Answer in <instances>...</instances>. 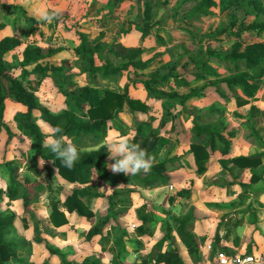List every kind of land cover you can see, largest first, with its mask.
Masks as SVG:
<instances>
[{
	"label": "rangeland",
	"instance_id": "obj_1",
	"mask_svg": "<svg viewBox=\"0 0 264 264\" xmlns=\"http://www.w3.org/2000/svg\"><path fill=\"white\" fill-rule=\"evenodd\" d=\"M213 1L218 6L207 7ZM1 3L8 4L12 8H20L15 13H9L6 10L0 11V23L7 25L6 30L0 33V40L6 37H17L22 41L21 47L7 55L5 60L6 64L14 68L17 76L21 75L19 66L24 50L29 45H35L43 48L45 52H48L50 48L55 50L56 54L52 59L53 64L66 65L69 69V76L72 77V82L78 88L95 84L99 90L112 89L116 92L115 90L124 87L128 83L125 75L118 81L111 83L113 86L110 82L103 84L97 79L89 77L83 61L74 52V47L79 42L76 35L77 31L88 35L96 49L111 45L118 40H124L126 45L131 46L139 45L140 42L141 49L144 48L143 50H145L143 60H151L152 66H156V63L161 64L158 68L159 74L166 75L174 68L176 70L174 74L187 76L190 79L196 76L193 71L194 63L203 58L204 51L207 48H212L214 57L208 59L209 66L216 70L219 77L208 76L200 82L199 86H209L205 90L203 98L191 99L188 102V108L185 110L178 108L172 115L171 122L165 124L162 128L163 145L161 151L154 158L156 162H162L166 158L174 161L169 166L170 170L174 169L176 171L184 168L188 173H194L197 177L206 175L212 156L206 164L205 171L199 173L194 157L190 153L192 144L201 143L202 141L194 131L195 123L199 126L213 125L219 128L222 126L225 133L236 132L237 136L240 133L233 127L231 119L239 122L242 117L233 114L226 105L231 101H235V104L238 105L235 98L241 93L240 91L232 93L223 83L225 78L235 74V64L221 60L219 57L231 53L233 45L238 41L244 44L264 42V32L257 35V30L253 27L256 22L264 23V0H239L237 4L225 12L220 10L222 8L220 0H30L29 3H25V0H0ZM42 8H46L49 12L58 11L59 15L56 18L59 19L55 18L51 23L38 21L37 14ZM138 29H143L148 35L144 37ZM223 29H228L232 32V35H220L217 41H212L209 44L208 34L214 33L217 35ZM99 56L97 58L99 64L108 58L106 53H100ZM241 70H245L243 63H241ZM148 77H151L150 72L145 73L140 78L147 79ZM132 78L135 79L136 77L132 75ZM26 82L32 84L41 104L52 113L60 114L67 109L63 97L59 94L58 88L54 86L49 76L32 74L27 77ZM261 82L263 84L264 79ZM166 86L168 87V85ZM132 96L141 101H146V94L142 86H140L139 91H133ZM147 104L150 114L155 119L162 117L165 111L161 102L149 100ZM6 108V121L11 124L17 137L13 139L12 143L0 142V183L9 189L14 181L17 183L22 182L24 185L32 184V203L26 220H30L28 223L31 224L34 231L36 225L39 227L41 236L43 235L50 242L52 248V251H49L44 247L40 249L35 247L36 251L33 254V241L21 237L24 239V248L19 252L18 259H12L8 264H52L55 256L60 259V264H64V262L84 264L87 259H99L101 264H104L96 254L93 256L84 254L80 257L76 254V246L73 242L62 239V235H65L66 231L58 233L57 229L69 225L67 213L77 215L68 212L63 207L66 198L72 194L77 185L64 180L52 164H44L42 160L34 157L33 138L27 133L24 135L25 138L18 137L17 125L13 121L15 115L20 111L10 104ZM122 113L119 114L117 119L122 124L121 129H118V132H109L108 139L116 137L129 138L133 135L136 126L132 124L131 115ZM125 120L131 122V125H128ZM39 121L38 118L36 124L45 134V130L49 125L46 123L41 125ZM154 125L157 127L158 122L155 121ZM258 132L253 128V134L249 137V142L244 141L249 147L247 152H250V156H264V137ZM3 134L7 135L6 133ZM64 137L73 144L77 142L73 138ZM233 141L234 137L229 138L231 149ZM240 145L238 144V147ZM109 155L110 153L107 152L105 160L110 159ZM227 158L224 156L220 160L221 167L224 164L223 161ZM215 162L217 161L215 160ZM228 162L230 163L229 160ZM40 164L44 165L41 166ZM241 170L246 171L247 169ZM250 170L249 173H244L243 171L230 169L231 176L235 180L232 185H230L231 179L226 174L225 169H222L218 174L219 176H217V180L224 187H228L227 195L238 198V201L235 202H240L248 208L247 215L243 216V212L240 213L235 210L236 208L241 209L239 205H231L233 211L224 212L218 218L217 233L220 232L219 235L224 234L226 239L236 243H239L243 237L249 240L253 232L264 236V229H262L264 227V157L259 167ZM57 176L73 185L70 194L66 195L67 189ZM254 179L259 180L254 182ZM207 183H204L201 193L198 192L199 198L195 200V203L192 202L193 204L185 206L184 211L182 209L183 212L178 213L181 208L174 205L169 206L171 209L168 211L169 217L166 219H162L158 215L160 213H158L155 204L150 201L153 197H147L136 189L133 200L129 204H116L118 218L120 215L132 210L136 201L138 203L135 204L138 208L135 210L142 221L141 231L146 232L153 225H158L162 219V230L165 233L162 239L169 241L173 236L172 230L175 228L174 223L177 215H180V218L193 216L198 222L196 215L200 216L209 209L221 211L220 209L223 208L222 204L210 203V197L218 194L216 189H214L215 191L210 189L213 186L212 183ZM36 184L42 186L40 191L37 190L38 186L36 187ZM97 187L99 191L102 190L99 185ZM9 189L6 191V195ZM174 189V185L170 184L168 186L169 191L173 192ZM218 190L222 191V194L225 192L223 189ZM191 192L194 194V191ZM164 198L165 196L162 194L160 200ZM41 201H43V204H41ZM54 204H58L60 212L65 214L68 220L67 225L62 227L52 225L50 215ZM91 205L92 201L89 204V210L93 212ZM163 206L166 205L163 203ZM39 211L41 216H39ZM13 212V207L10 205L0 206V214L11 215L14 214ZM165 212L167 211L165 210ZM93 214L95 217L94 212ZM231 214H235L236 218L228 219ZM201 218L202 220L205 219L208 225L215 221L211 218ZM102 220L100 218L98 224L89 231L86 241H91L100 236L93 235L96 226L103 229L101 237L106 238L104 233L108 225H103ZM115 220L117 219L115 218ZM242 221L245 223L244 225H240ZM137 228L135 225L129 227V229H136V231ZM113 232L115 247L118 248L117 245L122 243L125 248V239L130 237L127 228L116 222V231ZM213 240L216 241L215 238ZM218 240L217 238V242ZM108 242H112V239H108ZM24 251L25 255L23 254ZM116 251L117 249L114 248L113 264L117 263L119 258Z\"/></svg>",
	"mask_w": 264,
	"mask_h": 264
},
{
	"label": "trees",
	"instance_id": "obj_2",
	"mask_svg": "<svg viewBox=\"0 0 264 264\" xmlns=\"http://www.w3.org/2000/svg\"><path fill=\"white\" fill-rule=\"evenodd\" d=\"M238 2L239 0H220L221 12L229 10ZM217 6L218 4L214 1L207 5V7ZM3 10L15 13L20 8H12L8 4L1 3L0 11ZM6 27L5 23H0V33ZM253 27L257 30V35L264 32V23L256 22ZM138 31L144 37L148 35L143 29H138ZM76 35L79 38V45L74 48V51L76 56L83 61L89 77L113 83L125 75L128 77V84L124 91L118 93L107 89L98 90L91 85L82 88L76 87L72 82V77L69 76V69L66 65L51 63L56 51L50 48L48 52H45L43 48L35 45L26 47L19 66L21 75L17 76L14 68L6 64L5 60L7 55L22 45V41L17 37H6L0 40V137L6 133L8 143L16 137L5 119L6 101L10 100L20 104L24 111L15 115L14 122L33 138L34 157L47 164H52L64 180L78 184L72 194L66 198L63 207L70 213H76L84 221H90L94 214L89 210V204L94 199H107L109 213L112 214L116 211L117 202L129 203L132 201L136 191L134 188L157 189L171 184L173 179L169 166L174 161L166 158L162 162H156L154 158L161 151L163 145L162 128L171 122L172 115L178 108L185 110L191 99L202 98L205 95V90L209 86H199L200 82L208 76H219L216 70L209 66L208 59L214 57L212 48H207L203 58L194 63L193 71L196 76L190 79L187 76L174 74L176 71L174 68L166 75L159 74V67H152L151 60H143L145 51L141 48L126 47L117 42L96 49L88 35L79 31L76 32ZM220 35L230 36L232 32L223 29L217 35L209 33L207 36L209 44L212 41H217ZM100 53H106L108 56L102 65L97 64ZM219 58L235 64V74L225 78L223 83L232 93L240 91L241 94L235 98L238 106L246 105L255 99L263 87L261 81L264 79V42L244 44L238 41L233 45L231 53ZM241 63L244 65V71L241 70ZM145 72H150L151 77L140 78ZM32 74L46 75L52 79L67 107L64 112L54 114L41 104L35 88L31 83L26 82L27 77ZM131 75H134L136 79H133ZM139 84L144 86L147 93L146 101H141L131 94V89H137ZM149 100L161 102L163 105L165 112L158 120L150 114L147 104ZM125 108L132 112L136 126L135 135L130 139V142L139 144L154 159L153 167L147 173L126 176L122 173L113 174L108 170V161L105 160L108 149L102 145L106 142L110 130L121 129L122 124L117 119ZM141 116L147 117V119L142 120ZM38 118L49 127H59L61 132L58 135L78 138L81 155L73 168L64 167L49 148L43 147L46 137L36 124ZM155 121L158 122L157 127L154 125ZM194 131L202 140L201 143L192 144L190 149L199 173L205 171L207 162L216 152H220L222 156L230 155L229 138L235 137L236 132L225 133L222 126L220 128L213 125L199 126L197 123L194 124ZM263 157V155L239 156L232 158L231 163L234 168L255 169L262 164ZM180 159L182 160V158ZM113 162L115 163L114 160ZM95 175H97L98 182L115 187L111 196L107 197L99 191L97 183L94 181ZM257 180L259 179H254V182ZM121 185L133 188L122 189ZM41 189L42 186H38L37 190ZM30 191L26 185L14 181L7 195L0 188V203L3 202L5 196L11 201L22 199L24 213L27 214L32 203ZM180 197L188 199L191 197V192H181ZM15 219L14 214H0V264H8L12 259H18L19 252L24 248V239L18 236L15 229ZM50 220L55 227L68 224L65 214L60 212L58 204H54ZM109 222V217L102 220L103 225H108ZM195 223L196 220L193 216H187L176 220L174 224L182 242L193 243L196 247L195 236L190 232V228ZM102 233L103 229L99 226L93 231V235H102ZM34 241L37 244L45 245L46 249L52 251L50 244L41 237L37 225L35 226ZM118 245L123 246L122 243ZM123 251L121 249L118 255L121 262L124 258ZM158 259L163 264H184L176 248H171ZM64 264L70 263L64 262ZM84 264H101V261L87 259ZM114 264H120V262L117 261Z\"/></svg>",
	"mask_w": 264,
	"mask_h": 264
},
{
	"label": "crops",
	"instance_id": "obj_3",
	"mask_svg": "<svg viewBox=\"0 0 264 264\" xmlns=\"http://www.w3.org/2000/svg\"><path fill=\"white\" fill-rule=\"evenodd\" d=\"M127 33H130V32H127ZM130 34H132V33H130ZM117 42L123 44L126 47H132V48H141L142 47L140 45V42H139V45L137 44V45H132V46L128 45V44L126 45L124 40H118ZM117 42H115V43H117ZM77 45H79V42L76 43L75 47ZM144 54H145V52H144ZM52 59H51V63L53 64ZM22 60H23V54H22ZM98 61L99 60L97 59L98 65L103 64V63L99 64ZM153 63H156V62H153ZM160 65L161 64L156 63V66H152V67L157 68ZM145 73H147V72H145ZM131 77H132V75H131ZM126 79L128 82L127 76H126ZM98 81H100L103 84L108 83L107 81H102L99 79H98ZM126 85H124V87H122V88H119L120 90H115V91L118 93H122L124 91V88ZM91 86L98 89V86L95 84H93ZM140 86L143 87V90L146 94L145 100H147V93L144 89V86L141 84L138 85L137 89L132 88L131 94L133 91H139ZM107 90L113 91L112 89H107ZM152 101H154V100H152ZM9 104L14 106L20 112L24 111L22 106L18 103H14L10 100H7L6 101V107H8ZM226 106L229 109H231L233 114L239 115L240 117H242V119H239V122L238 121L236 122L235 119H231V122L233 123V127L236 128V130L240 131V133L238 134V136L236 133L237 137L236 136H235L236 138L234 137V141L232 144V149H231L230 155L225 156L226 158L227 157L228 158L225 161H223V163H224L222 165L223 168L220 165V160L224 156H222L220 152H216L214 154V156L212 155V158H211L210 163L208 165V171L204 177H197L194 173H188V171L185 170L184 168H180L176 171L174 169H172L170 175L173 179L171 184L175 186V189L173 190V192L168 190V186L170 184L168 186L157 188L155 190L142 189L140 187L134 188L135 190L137 189L138 192L146 195L147 197L152 196L153 198H151L150 201L155 204L158 213H160L158 215H160V217L162 219H166L167 217H169L168 211H170V209H171V207H169V206L174 205L178 208H181L178 210V213L180 211H182V209L184 211L185 206H188V204L190 205L192 202L195 203V200L197 198H199V195H197V194H198V192L201 191L204 183H207V182L212 183L213 186L210 189H213V191H215L214 189H216L218 195L214 194V196L210 197V203L222 204L223 208L220 209L221 211H216L218 209H216V210L213 209L214 211L209 209L208 211H204L203 212L204 214H200L201 217L214 219L215 221L213 223H211V225H208L206 223L205 219L202 220V218L200 216L196 215V218L199 221L198 222L196 221V223L193 225V227L190 228V232L193 234V236H195V242L197 243L196 247L194 246L193 243H187L186 244V243L182 242V240L180 239V237L176 231V228H174L172 230L173 236L171 237L172 238L171 240L166 241V240L162 239L165 235L164 231L162 230V221H161L162 219L160 220L158 225H153L152 228H150L149 230H147L146 232L143 233L141 231V228H140V226L142 225V221L140 220V217H138V212H136L138 206H136L137 204H135V203H138V202L135 201L132 210H130L128 213H124L123 215H120L118 218L117 209L112 214L109 213V203H108L107 199H94V201L92 200L91 209L95 213V217L90 221H84L78 215H70L69 213H67L66 215L69 218V225L57 229L58 233L61 231H66V234L62 235V239H64V240L67 239L69 241H72L73 244L76 246V254H78L80 257L84 254H87L88 256H93L94 254H96L102 259L104 264H113L114 248L117 249L116 252L118 253V255H119V252L121 249L124 250L123 251L124 258L122 259V262L117 257L118 258L117 261L120 262V264H163L159 261L158 258H159V256L166 254L171 248L178 249V251L180 253L181 260L184 262V264H214L213 256H214L215 251L218 249L228 251L231 253H240V254H244V253H249V254L250 253H261V254H264V236H263V234L262 235L259 233L254 234V232H253V235L250 237L249 240H246L243 237V239L240 240L239 243H236L234 241H230V240L226 239L224 234H222V233H221V235H219L220 232L217 233V231H216V225L218 224V218H220V216H222L224 214V212H227V211L232 212L233 208L230 207L231 205H235V206L239 205L241 209L236 208L235 210L239 211L240 213L243 212V216L247 215L248 208L244 207V204H240V202H235V201H238V198L231 197V196L229 197L227 195V190H228L227 188L228 187H224V185L217 180V176H219L218 174L221 172L222 169H225L226 174L228 176H230V179H231L230 185H232L233 181H235V180H234V177L231 176L230 169H234L236 171H243V170H241L239 168H234L232 163H231V159L235 158V157H239V156H250V152H247V150H249V147H247L248 145L245 144L244 141L249 142V140H250L249 137L253 134L252 133L253 128L256 131H259L258 133L260 135H263V137H264V83H263V87H262L261 91L257 94L256 98L251 100L248 104L239 107L238 105L235 104V101H231ZM123 113H125L126 115H131L130 119L133 120L132 112L128 108H125ZM141 119L146 120L147 117L141 116ZM158 119L159 118H156V120H158ZM13 121H14V119H13ZM125 121H127L128 125H131V122H129L128 120H125ZM39 123L41 125L42 124L44 125V122L41 119H40ZM132 124H135L134 120H133ZM8 126L13 131V127L11 126L10 123H8ZM48 128H49V126H48ZM135 130H136V127H135ZM111 131L116 132L117 130L112 129L109 132H111ZM17 132L19 133L18 137L25 138L24 129L18 125H17ZM135 132L136 131H134L133 135L129 137L130 139L133 138V136L135 135ZM13 133L15 134L14 131H13ZM15 136H16V134H15ZM117 136H119V135H117ZM16 137L14 139H16ZM108 137H109V135H108ZM73 139L77 141L75 145H79L78 138L74 137ZM0 142H5L7 144L8 136L3 134L0 137ZM12 142H13V140L10 143H12ZM238 144H241L240 145L241 147L240 146L238 147ZM215 160L217 162H215ZM228 160L230 161V163L228 162ZM113 163L114 162L112 159H108V165H111ZM108 170H109V172L112 173V171L110 170L109 167H108ZM249 171H251V170L247 169L246 171H243V172L249 173ZM57 177H58V179H60L61 183H63L65 185V187L67 189L66 195L70 194L73 185L67 183L66 181L61 179V177H59V176H57ZM97 180H98L97 175H95L94 176L95 183H97V185H99V188H102V190H100V192L102 194H105L107 197L111 196L115 187L110 186V185L105 184V183H100ZM20 184H22V182H20ZM76 185L78 186V184H76ZM26 186L30 190H32L31 188H33L32 184L26 185ZM35 186L37 187L39 185L36 184ZM0 188L2 190H4L5 192L8 191V189H9L8 187L6 188L5 186H3V184H1V183H0ZM120 188L123 189V188H133V187L127 186V185H121ZM218 189H221V190L223 189L225 191L224 194H222V191H219ZM184 191H188V192L194 191V194H192V192H191V197H189L188 199H181L180 193L181 192L184 193ZM30 192H32V191H30ZM162 194H164L165 198L163 200H160ZM21 195H23V193H21ZM43 201H41V204H43ZM163 203L166 206H163ZM118 204L122 205V204H126V203L125 202H117V205ZM1 205L2 206L10 205L11 207H13V211H14L13 213L16 216L15 223H14L15 229L18 233V236L26 238L27 240L31 239L33 241V243H34V246H32L33 247V251H32L33 254L36 251L35 247H38L39 249L43 248V247L46 248L45 245L37 244L34 241V232L35 231L32 229L31 224L28 223V221L30 222V220H26L27 214L24 213V201L22 199H19L16 201H11L9 198H7V196H5L3 202L0 203V206ZM165 210L167 212H165ZM39 216H41L40 211H39ZM259 216L262 217L261 214H259ZM45 217H47V216H45ZM108 217L110 218V222H109L107 229L105 230V233H104V236H106V238L103 239L100 235V236L92 239L91 241H86L87 234L95 225L98 224L100 218L105 220ZM115 218L117 220H115ZM179 218H180V215H177L175 219L179 220ZM231 218H236V215L235 214L229 215L228 219H231ZM180 219H182V218H180ZM232 221L234 222V220H232ZM116 222H119L121 225L125 226L127 228L128 232L130 233V237L125 239L126 240L125 248L123 246L120 247L119 245H117L118 248L115 247V243H114L115 236H114L113 231H116ZM244 224L245 223L242 221L240 225H244ZM130 225L137 226L138 227L137 231H136V229H132V230L129 229ZM67 229H69L70 231H68ZM262 229H264V227H262ZM43 238L45 241L50 243L48 240L45 239L44 236H43ZM214 238L216 239V241L213 240ZM217 238L219 239L218 242H217ZM108 239L109 240L112 239V242H108ZM172 243H173V245H172ZM208 246H211L212 250H209ZM25 251L23 253L24 255L26 254ZM28 252H29V250H28ZM60 263H61L60 259L55 256L52 264H60Z\"/></svg>",
	"mask_w": 264,
	"mask_h": 264
},
{
	"label": "clouds",
	"instance_id": "obj_4",
	"mask_svg": "<svg viewBox=\"0 0 264 264\" xmlns=\"http://www.w3.org/2000/svg\"><path fill=\"white\" fill-rule=\"evenodd\" d=\"M29 2L30 0H25V3ZM58 15V11L49 12L46 8H42L37 14V19L38 21L51 23ZM60 132L61 129L59 127H49L46 129V141L43 147L49 148L64 167L71 169L78 162L81 150L70 140H66L65 137L58 135ZM105 147L108 149V153H110V159L115 161V163L108 165L113 174L122 173L126 176H133L147 173L153 167V157L139 144L131 143L127 137L109 138ZM52 162L54 163V161Z\"/></svg>",
	"mask_w": 264,
	"mask_h": 264
},
{
	"label": "built area",
	"instance_id": "obj_5",
	"mask_svg": "<svg viewBox=\"0 0 264 264\" xmlns=\"http://www.w3.org/2000/svg\"><path fill=\"white\" fill-rule=\"evenodd\" d=\"M212 250L211 246H208ZM214 264H264V254L261 253H231L216 250L213 256Z\"/></svg>",
	"mask_w": 264,
	"mask_h": 264
}]
</instances>
